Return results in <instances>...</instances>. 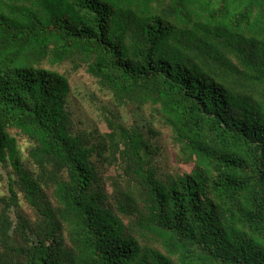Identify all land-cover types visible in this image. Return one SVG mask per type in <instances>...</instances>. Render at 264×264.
Listing matches in <instances>:
<instances>
[{
	"label": "trees",
	"instance_id": "1",
	"mask_svg": "<svg viewBox=\"0 0 264 264\" xmlns=\"http://www.w3.org/2000/svg\"><path fill=\"white\" fill-rule=\"evenodd\" d=\"M4 181L0 264H264V0H0Z\"/></svg>",
	"mask_w": 264,
	"mask_h": 264
},
{
	"label": "rangeland",
	"instance_id": "2",
	"mask_svg": "<svg viewBox=\"0 0 264 264\" xmlns=\"http://www.w3.org/2000/svg\"><path fill=\"white\" fill-rule=\"evenodd\" d=\"M60 70L67 71L68 74L69 70L72 71L69 77L74 90V97H79L80 100L76 101L75 98H73L72 100H70V104L74 109H77L78 112H81L84 115L83 118H91L92 122H89V120H87L85 124L86 126L94 127V125L96 124L97 126L99 125L101 131L106 130V126H104V122L100 118L101 111L99 108V106L105 105L108 108L115 110V113L121 116V120L123 122H126L129 126L136 125L138 127L143 126V128L145 126V129H147L150 120V110L148 109V107L144 108L143 110H140L135 106H115L109 96L99 92L94 79L84 69H79L76 71L73 70L71 63H66L61 66ZM93 93L98 95L97 101H92L91 94ZM170 133V130L167 128L158 129V131L155 130V134L151 135V137L153 140L152 142H155L161 146L160 154L157 157L156 163L160 165L161 168L163 167V171L169 168L171 169L170 173L175 174L176 171L185 170V168L186 170H188L189 166H184L183 163H178V148L174 145ZM20 143L21 146L24 145L22 148L24 155H27V150L25 149L26 141L21 140ZM107 166L108 165H106V167ZM29 167L32 169L34 168L31 163H29ZM5 191H7V187L5 186L4 181L0 185V192ZM24 209L29 211V208L26 205H24Z\"/></svg>",
	"mask_w": 264,
	"mask_h": 264
}]
</instances>
